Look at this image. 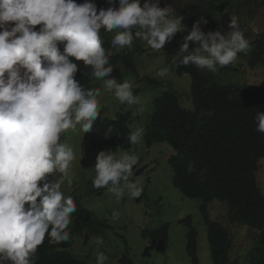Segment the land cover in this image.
Returning <instances> with one entry per match:
<instances>
[{"label": "clouds", "instance_id": "9594fccd", "mask_svg": "<svg viewBox=\"0 0 264 264\" xmlns=\"http://www.w3.org/2000/svg\"><path fill=\"white\" fill-rule=\"evenodd\" d=\"M96 1L0 0V264H36L37 254L44 247L58 252L60 243L69 244V257L90 264L74 256L70 249L85 232L94 236L99 246L104 240L86 228L75 235L71 233L78 201L79 208L93 213L108 229L89 209L93 202L84 204L90 190L105 189L117 201L126 192L132 199L142 195L144 188L134 177L146 166L139 167V156L130 151L133 145L143 143V126L133 128L131 125L137 124L125 117H101L99 97L104 90L113 92L121 104H139L138 89L133 91L131 82H121L114 76L123 69L120 60L113 68L114 56L133 51L139 56L145 44L150 50L161 51L167 64L177 60V66H195L199 73L222 86H241L233 79V69L237 70L235 65L240 61L251 69L263 67L249 65L257 34L250 40L245 37L236 17L240 8L226 25L205 32L202 26L209 23L206 17L201 16L189 29L185 16L178 12L189 6L186 17L190 22L196 11L195 0L175 6L164 5L162 0H103L102 7ZM177 35H183L182 42L176 59L169 62L162 50ZM190 44L194 46L190 48ZM132 47L134 50L129 52ZM137 66L134 64L133 74L139 73ZM90 71L92 77L86 89L80 79ZM168 72L165 66L157 76L163 78ZM186 95L190 97L189 92ZM189 101V109L182 107L192 113L193 102ZM253 120L255 131L264 134V112L258 111ZM97 122L126 128L125 147L112 142L94 145L88 134ZM112 128L109 126L108 131ZM69 132L83 133L91 146L103 149L95 155L96 175L87 182L84 193H78L79 179L75 181L72 172L77 151L66 138ZM144 145L148 149L145 140ZM114 150L123 153L117 158ZM84 155L81 151V166ZM66 188H71L67 194ZM259 189L262 191L264 185ZM118 217L119 213L113 212V219ZM151 232L144 230L141 234L148 239V247L153 241H161L164 251L165 238L143 235ZM107 260L103 252H98L95 264H106Z\"/></svg>", "mask_w": 264, "mask_h": 264}, {"label": "trees", "instance_id": "16d2710c", "mask_svg": "<svg viewBox=\"0 0 264 264\" xmlns=\"http://www.w3.org/2000/svg\"><path fill=\"white\" fill-rule=\"evenodd\" d=\"M252 1L195 0L196 11L192 13L190 22L186 17L189 6L182 7L178 12L185 16L184 22L189 29L201 16L206 17L209 23L202 26V30L207 32L215 30L221 24L226 25L227 15L236 16L239 5ZM102 2L103 0L96 1L100 3L99 7H102ZM263 6L264 0H261L257 8ZM182 36H175L172 43L162 50L169 62L176 59ZM102 37L108 44L106 35L102 33ZM192 46L194 45L190 44V48ZM253 48L252 62H249V65L264 67V32L257 34ZM135 54L136 51H133L111 59L113 68L118 60L122 63L123 69L118 74L123 70L131 74L135 72L133 60ZM175 71L178 75L190 76L191 98L186 95L187 93L180 95V90L175 93L169 89L152 100L153 110L144 129L146 146L150 149L154 144L166 143L174 150V155L168 159L172 171V184L184 197L201 202L199 210L206 224L212 264H231L228 261L230 247L228 232L206 218L207 205L213 202L226 207L231 223L258 232L249 264H264V195L256 182L257 163L264 159V134L255 131L256 125L253 120L258 111L264 112V87L252 88L237 84L222 86L199 73L195 66H177V60ZM114 72L116 73L115 69ZM114 76H117V73ZM89 77H92L91 71L80 79L81 86L86 89ZM160 84L162 83L157 80L148 81L151 87H159ZM177 94L182 98L187 97L183 103H188L191 99L194 107L192 113L183 109ZM145 100L143 104L149 107L150 101ZM109 126H113L110 132ZM127 133L128 130L117 123L97 122L93 132L88 134V139L94 145L112 142L125 147ZM77 205L80 207L79 201ZM79 207L74 216L76 224L71 233L75 235L86 228L92 234L102 236L103 229H107L106 226L96 220L93 213ZM184 223H187L189 228L186 252L192 264H199L196 251L197 232L190 218ZM143 235L163 239L166 232L159 229ZM58 247L60 250L58 252L50 246L44 247L37 254L36 264H82L69 257L71 255L66 251L69 244L60 243ZM118 264L133 263L124 255L118 260Z\"/></svg>", "mask_w": 264, "mask_h": 264}, {"label": "rangeland", "instance_id": "374dc122", "mask_svg": "<svg viewBox=\"0 0 264 264\" xmlns=\"http://www.w3.org/2000/svg\"><path fill=\"white\" fill-rule=\"evenodd\" d=\"M260 1L253 0L238 6L240 9L236 17H239L240 28L249 40L255 34L264 31V6L257 8ZM162 2L164 5L169 3L175 6L188 3L189 0H162ZM232 16L234 15H227L226 19L229 20ZM111 34L114 35V33ZM133 50V47L128 49L129 52ZM135 57L134 64H138L139 73L131 74L123 70L117 78L121 82H131L133 91L138 89L139 104L132 106L121 104L113 92L104 90L99 97L102 105L101 117L114 120H121L120 117H125L132 121V124H137V126L131 125L133 128L143 126L145 129L153 110L152 100L169 89L175 93L180 90V95L188 93L191 89V80L188 75H178L175 71V63L167 64L161 51L150 50L145 44L140 55L136 54ZM165 66L169 68L167 76L163 78L157 76L158 70ZM235 67L237 70L234 72V82L241 83V86L253 84L264 87V67L251 69L241 61ZM153 80L162 84L159 87L149 86L148 81ZM177 95L181 105L189 109L190 101L183 103L187 97L182 98L179 94ZM143 99L150 101L149 107L143 104ZM132 127L129 128L134 131ZM66 138L77 151V160L73 162L72 172L75 181L79 179L78 193H84L87 182L93 180L96 175L93 166L95 155L103 149L91 146L88 141H85L84 134L80 132H69ZM81 151L85 153L82 160L83 166L80 162ZM115 152L117 158L123 153ZM132 152L139 156L140 162L137 165L146 166L145 171L134 177L136 182L144 188L142 195L132 199L126 192L125 196L117 201L105 189L92 188L89 193L90 197L84 201V204L93 202L89 209L95 211L97 217L109 226L101 236L104 244L103 246L97 245L93 239L94 236L85 232L78 237L76 245L73 240L72 245L75 247L72 246L70 252L79 259L88 260L90 264H95L98 252H103L108 257L106 264H118V260L123 255H128L134 264H192L186 252L189 228L187 223H184L189 217L197 231L196 251L199 264H212L206 238V224L199 212L200 201L185 198L172 184V171L168 159L174 151L165 143L146 149L143 140L142 144L133 145L130 153ZM257 165L259 169L256 173V182L260 188V185H264V159H260ZM65 191L67 194L71 188H66ZM261 192L264 195V189ZM207 211L208 220L218 223L229 232V263L249 264L252 246L258 232L249 227L230 223L227 220L226 208L217 202L210 204ZM113 212L119 213L117 219H113ZM159 229L166 232L164 251L153 249L145 254L149 241L142 237V231Z\"/></svg>", "mask_w": 264, "mask_h": 264}, {"label": "water", "instance_id": "95a60500", "mask_svg": "<svg viewBox=\"0 0 264 264\" xmlns=\"http://www.w3.org/2000/svg\"><path fill=\"white\" fill-rule=\"evenodd\" d=\"M144 170V168H141L137 171L136 175L140 174L142 171ZM152 248H155L156 250H160V249H163V246H162V242L159 241L158 243H156L155 241H153L151 243V245L146 248L145 250V254L148 252V250L152 249Z\"/></svg>", "mask_w": 264, "mask_h": 264}]
</instances>
